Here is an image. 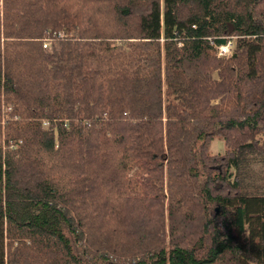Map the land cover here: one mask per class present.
<instances>
[{"label": "trees", "instance_id": "16d2710c", "mask_svg": "<svg viewBox=\"0 0 264 264\" xmlns=\"http://www.w3.org/2000/svg\"><path fill=\"white\" fill-rule=\"evenodd\" d=\"M257 164L264 0H0V264H264Z\"/></svg>", "mask_w": 264, "mask_h": 264}, {"label": "rangeland", "instance_id": "374dc122", "mask_svg": "<svg viewBox=\"0 0 264 264\" xmlns=\"http://www.w3.org/2000/svg\"><path fill=\"white\" fill-rule=\"evenodd\" d=\"M225 151H226L225 145L221 140L216 139L212 142L211 147H210V152L212 154L214 155L224 154ZM254 168L259 172L258 174L259 178L255 180V183L261 186L264 184V167L261 166L260 164H257Z\"/></svg>", "mask_w": 264, "mask_h": 264}, {"label": "built area", "instance_id": "2783aa9c", "mask_svg": "<svg viewBox=\"0 0 264 264\" xmlns=\"http://www.w3.org/2000/svg\"><path fill=\"white\" fill-rule=\"evenodd\" d=\"M213 44V43H212ZM45 48L47 45L44 46ZM217 55L221 58L231 57L237 48L236 39L229 40L226 44L216 45Z\"/></svg>", "mask_w": 264, "mask_h": 264}]
</instances>
